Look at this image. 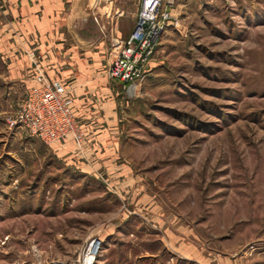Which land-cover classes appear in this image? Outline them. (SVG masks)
Segmentation results:
<instances>
[{
  "label": "rangeland",
  "instance_id": "rangeland-1",
  "mask_svg": "<svg viewBox=\"0 0 264 264\" xmlns=\"http://www.w3.org/2000/svg\"><path fill=\"white\" fill-rule=\"evenodd\" d=\"M171 1L174 23L132 100L107 75L117 11L93 0L85 12L80 33L90 41L69 44L100 52L96 62L125 97L118 170L75 167L36 138L32 155L1 143L0 264H71L94 239L102 242L95 264L113 263L120 258L114 238L163 246L168 230L204 245L210 257L257 263L264 252V0ZM136 14H125L128 29ZM154 211L161 224L149 218ZM112 222L128 234L101 239Z\"/></svg>",
  "mask_w": 264,
  "mask_h": 264
},
{
  "label": "crops",
  "instance_id": "crops-1",
  "mask_svg": "<svg viewBox=\"0 0 264 264\" xmlns=\"http://www.w3.org/2000/svg\"><path fill=\"white\" fill-rule=\"evenodd\" d=\"M106 2H110L117 11L116 20L112 23L115 35L126 40L135 25L132 30L128 29L123 18L130 9H137V18L142 0H104ZM95 4L93 0H0V144L8 140L10 148L19 144L32 155L33 137L23 128L8 129L5 119L17 112L26 93L34 86L37 64L50 80L66 87L75 117L86 134L83 152L76 150L71 139L48 147L50 152L68 164L75 163L78 168L118 170L116 161L121 154V132L116 124L121 122L118 108L122 107L125 97H120L119 84L110 81L105 67L96 62L100 52L80 48L81 42L90 41L82 38L80 31L86 20L85 12L94 9ZM71 41L80 43L69 44ZM15 152L9 150L8 154L16 156ZM15 167L9 166L8 170ZM158 216L154 211L149 218L157 225L162 223ZM123 217L121 215L120 219ZM112 223L103 230L101 239L110 240L122 231L128 232V227ZM168 231L167 244L161 242L163 246L139 240L118 242L114 238L110 246H118L116 252L120 258L113 263L242 264L246 258L210 257L204 245L178 241L177 236ZM149 234H154V231ZM256 259L258 261L254 264H264V252H259ZM111 260L106 258L98 264H113Z\"/></svg>",
  "mask_w": 264,
  "mask_h": 264
},
{
  "label": "built area",
  "instance_id": "built-area-1",
  "mask_svg": "<svg viewBox=\"0 0 264 264\" xmlns=\"http://www.w3.org/2000/svg\"><path fill=\"white\" fill-rule=\"evenodd\" d=\"M174 20L171 0H142L133 33L126 40L112 36L116 53L107 75L123 85L128 99L138 97L158 41ZM30 57L35 59L33 53ZM35 70L34 86L17 112L6 117V125L10 130L25 129L47 147L71 139L83 152L86 134L75 117L66 87L50 80L37 64ZM101 247L99 239L92 240L84 255L71 264H95Z\"/></svg>",
  "mask_w": 264,
  "mask_h": 264
}]
</instances>
